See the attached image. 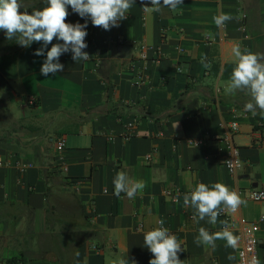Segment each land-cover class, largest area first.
<instances>
[{
	"label": "crops",
	"instance_id": "0c3cea01",
	"mask_svg": "<svg viewBox=\"0 0 264 264\" xmlns=\"http://www.w3.org/2000/svg\"><path fill=\"white\" fill-rule=\"evenodd\" d=\"M23 3L29 13L46 6ZM145 6L150 0H135L128 18L108 31L68 6L66 23L87 19L83 51L90 58L75 62L63 53L64 70L48 76L40 71L47 51L63 41L54 38L42 56L34 53L43 42L6 52L0 30V264H113L119 257L149 264L154 257L143 236L161 219L182 242L184 264H237L238 248L222 240L215 250L194 243L200 227L219 231L227 218L196 223L183 195L200 182L264 189V117L244 110L245 92H226L232 49L264 53V0H183L160 12ZM220 13L233 19L218 28L213 16ZM149 47L160 48V60ZM232 121L238 130L230 141L242 158L235 174L223 163ZM189 138L204 143L193 146ZM119 171L145 182L142 194L114 195ZM245 200L239 208L246 218L264 214V201ZM230 230L240 245V230ZM257 235L264 264V222ZM48 237L59 242L48 246ZM45 247L61 249L64 258L40 257Z\"/></svg>",
	"mask_w": 264,
	"mask_h": 264
},
{
	"label": "clouds",
	"instance_id": "9594fccd",
	"mask_svg": "<svg viewBox=\"0 0 264 264\" xmlns=\"http://www.w3.org/2000/svg\"><path fill=\"white\" fill-rule=\"evenodd\" d=\"M151 7H144L146 12H160L162 7L175 11L183 0H150ZM45 7L42 9H26L23 0H0V30L9 41H15L21 47L28 48L33 42H43L42 47L34 53L36 56L44 55V50L52 44L55 38L63 43L52 44L47 51L46 59L41 66V74L48 76L64 70V65L59 62L63 53L71 52L72 59L87 61L90 56L83 51L88 47L85 37L88 35L87 19L85 23H66L69 15L68 6L81 18H90L92 25L111 30L119 27V22L126 20L135 0H44ZM21 9H24L21 11ZM233 19L231 14L220 13L213 16L214 24L220 28L226 22ZM212 38L211 33H205ZM235 67H233L228 81L226 92L235 95L236 92H245L250 100L245 103L244 110L253 116L264 117V53L253 52L247 48L236 45L233 49ZM206 57H202L201 64L208 68ZM114 195L119 197L124 193L129 199H134L142 194L146 187L145 182L129 177L124 171H119L113 178ZM179 202V196L177 201ZM184 206L194 210L192 219L199 223L206 220L208 224L215 226L219 216L224 211L236 212L239 207L247 206L235 190L221 182L211 185L203 182L197 183L189 192L183 195ZM221 230L211 232L205 227L198 229V235L194 238L197 246H204L215 250L217 241H224L226 248L234 251L238 248L240 237L235 235L229 228L227 220H219ZM159 226L144 233V246L152 253L153 257L149 264H184V260L178 257L183 252L182 242L176 235L165 227L163 219L158 221ZM228 260H236L229 254ZM113 264H137L135 259L119 257ZM250 264H261L258 257L253 256Z\"/></svg>",
	"mask_w": 264,
	"mask_h": 264
},
{
	"label": "built area",
	"instance_id": "2783aa9c",
	"mask_svg": "<svg viewBox=\"0 0 264 264\" xmlns=\"http://www.w3.org/2000/svg\"><path fill=\"white\" fill-rule=\"evenodd\" d=\"M155 60H160L161 50L160 48H153ZM147 49L148 47L144 44L140 46V57L142 59L147 58ZM141 76H138L136 83H139ZM28 103H34V98L30 97L27 99ZM238 130V122L232 121L227 126V136L224 137L226 140L228 154L224 159V166L228 170L230 174H235L237 170L242 165V158L240 155V150L238 146L230 141V136L233 135ZM188 143L193 146H199L204 143L203 139H193L189 138ZM65 145V141L63 138L59 139L57 142V147L59 149L63 148ZM150 154L146 155V159L150 158ZM27 166H31L30 163L20 164V170H24ZM66 169V168H64ZM242 198H245L254 202L264 201V189L250 187L248 189L243 188H233ZM220 216H225L227 218L229 228L234 229L237 228L240 230L241 235V244L237 250V264H250L251 258L256 256L260 260V241L257 235L258 224L264 222V214H261L258 219L251 220L246 218L244 215L240 213V208L236 212L224 211L220 214ZM159 224H157L158 227ZM154 227V228H155ZM153 228V229H154ZM152 230V229H151Z\"/></svg>",
	"mask_w": 264,
	"mask_h": 264
},
{
	"label": "trees",
	"instance_id": "16d2710c",
	"mask_svg": "<svg viewBox=\"0 0 264 264\" xmlns=\"http://www.w3.org/2000/svg\"><path fill=\"white\" fill-rule=\"evenodd\" d=\"M21 48V46L19 45V44H17L14 40L13 41H7L6 42V44L4 45V49H5V51L6 52H12V51H16V50H18V49H20ZM211 70L213 71V73L214 74H216L217 73V66H212V68H211ZM210 70V71H211ZM147 114V113H146ZM56 242H59V240L58 239H55V238H52V237H48V239H47V241H46V244L48 245V246H51V245H54V246H56L57 245V243ZM60 247V246H59ZM58 247V248H59ZM61 249H57V250H54L53 251V249L50 247V249H47V247H45V249H42L41 251H40V257H42V258H44V257H46V258H48V257H52V256H56V257H58V258H60V257H62V258H64V253L63 252H59Z\"/></svg>",
	"mask_w": 264,
	"mask_h": 264
}]
</instances>
